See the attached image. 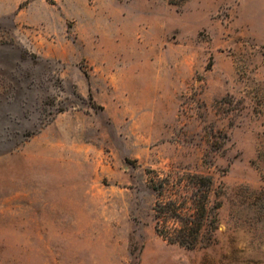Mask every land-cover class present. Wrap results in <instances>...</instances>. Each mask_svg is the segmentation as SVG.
I'll use <instances>...</instances> for the list:
<instances>
[{
	"label": "rangeland",
	"instance_id": "1",
	"mask_svg": "<svg viewBox=\"0 0 264 264\" xmlns=\"http://www.w3.org/2000/svg\"><path fill=\"white\" fill-rule=\"evenodd\" d=\"M185 173L196 249L155 230ZM0 264H264V0H0Z\"/></svg>",
	"mask_w": 264,
	"mask_h": 264
},
{
	"label": "trees",
	"instance_id": "2",
	"mask_svg": "<svg viewBox=\"0 0 264 264\" xmlns=\"http://www.w3.org/2000/svg\"><path fill=\"white\" fill-rule=\"evenodd\" d=\"M152 180L157 194L155 230L165 241L196 249L208 232L217 229L216 210L211 206L215 180L209 175L185 173ZM208 241H212L209 237Z\"/></svg>",
	"mask_w": 264,
	"mask_h": 264
}]
</instances>
